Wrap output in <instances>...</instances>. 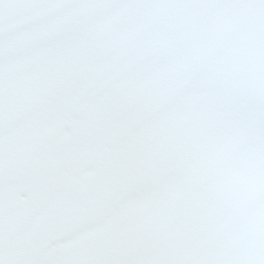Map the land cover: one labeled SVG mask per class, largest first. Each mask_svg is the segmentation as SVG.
I'll use <instances>...</instances> for the list:
<instances>
[{
  "label": "snow or ice",
  "instance_id": "snow-or-ice-1",
  "mask_svg": "<svg viewBox=\"0 0 264 264\" xmlns=\"http://www.w3.org/2000/svg\"><path fill=\"white\" fill-rule=\"evenodd\" d=\"M0 264H264V0H0Z\"/></svg>",
  "mask_w": 264,
  "mask_h": 264
}]
</instances>
